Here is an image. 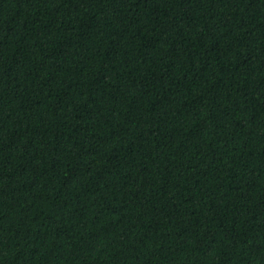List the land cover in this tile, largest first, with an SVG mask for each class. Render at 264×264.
Segmentation results:
<instances>
[{
	"label": "trees",
	"instance_id": "obj_1",
	"mask_svg": "<svg viewBox=\"0 0 264 264\" xmlns=\"http://www.w3.org/2000/svg\"><path fill=\"white\" fill-rule=\"evenodd\" d=\"M0 264H264V0H0Z\"/></svg>",
	"mask_w": 264,
	"mask_h": 264
}]
</instances>
